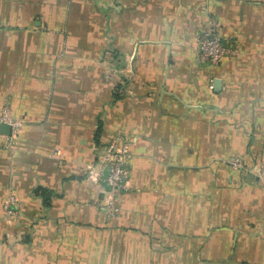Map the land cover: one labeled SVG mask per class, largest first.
<instances>
[{
    "label": "crops",
    "instance_id": "0c3cea01",
    "mask_svg": "<svg viewBox=\"0 0 264 264\" xmlns=\"http://www.w3.org/2000/svg\"><path fill=\"white\" fill-rule=\"evenodd\" d=\"M210 20L237 50L219 65L196 53ZM0 22V113L21 122L0 136V264H264V0H0ZM118 136L111 214L91 170Z\"/></svg>",
    "mask_w": 264,
    "mask_h": 264
},
{
    "label": "built area",
    "instance_id": "2783aa9c",
    "mask_svg": "<svg viewBox=\"0 0 264 264\" xmlns=\"http://www.w3.org/2000/svg\"><path fill=\"white\" fill-rule=\"evenodd\" d=\"M3 25L0 22V28ZM196 53L202 64L219 65L228 57L237 53L236 48L226 45L222 39L219 23L216 20H210L198 34L196 39ZM20 120L13 118L7 106L2 108L0 113V126H10V134L6 135L8 142L12 141L20 126ZM0 136H3L0 133ZM10 144V143H9ZM130 154L128 152V144L118 136L112 140L99 156L98 163L92 168L91 175L99 182L107 184L112 199L109 201L108 210L111 214H115L117 207L114 203V196L120 191L128 189V165ZM227 163L236 169H246L241 157H235L227 161ZM259 176L264 181V167L258 170ZM17 210V198L13 195L5 204V212L8 215H15Z\"/></svg>",
    "mask_w": 264,
    "mask_h": 264
},
{
    "label": "water",
    "instance_id": "95a60500",
    "mask_svg": "<svg viewBox=\"0 0 264 264\" xmlns=\"http://www.w3.org/2000/svg\"><path fill=\"white\" fill-rule=\"evenodd\" d=\"M10 129L11 128L8 125H1L0 126V132L3 133V134H9L10 133Z\"/></svg>",
    "mask_w": 264,
    "mask_h": 264
}]
</instances>
